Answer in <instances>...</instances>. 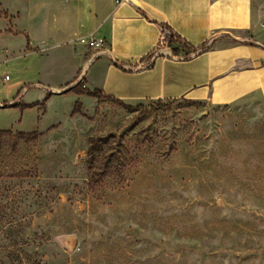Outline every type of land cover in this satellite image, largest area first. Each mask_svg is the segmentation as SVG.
Here are the masks:
<instances>
[{"label":"rangeland","instance_id":"rangeland-1","mask_svg":"<svg viewBox=\"0 0 264 264\" xmlns=\"http://www.w3.org/2000/svg\"><path fill=\"white\" fill-rule=\"evenodd\" d=\"M51 1L0 0V264H264V100L55 90L78 60L40 43ZM92 138L120 160L90 168Z\"/></svg>","mask_w":264,"mask_h":264},{"label":"crops","instance_id":"crops-1","mask_svg":"<svg viewBox=\"0 0 264 264\" xmlns=\"http://www.w3.org/2000/svg\"><path fill=\"white\" fill-rule=\"evenodd\" d=\"M45 8L40 43L49 53L73 44L78 60L65 85H48L55 90L84 81L129 106L264 100V0H53ZM164 28L195 51H160ZM91 34L105 39V50L79 42Z\"/></svg>","mask_w":264,"mask_h":264},{"label":"trees","instance_id":"trees-1","mask_svg":"<svg viewBox=\"0 0 264 264\" xmlns=\"http://www.w3.org/2000/svg\"><path fill=\"white\" fill-rule=\"evenodd\" d=\"M182 44V42L175 36H172L170 38L169 46L172 48L173 53L176 55H179L181 53V49L179 46L174 48L176 43ZM185 45V44H184ZM185 47H188L185 45ZM195 51V50H194ZM77 94H87L89 96L98 97L101 95V91H89L87 89L81 90V91H73ZM1 133H9L8 131L1 132ZM107 143L106 140L103 138H92L90 140L89 146H88V164L90 168L95 167L100 161L101 165L104 167H110V163L112 162H118L120 160V157L117 156V153H110L105 154L104 153V144Z\"/></svg>","mask_w":264,"mask_h":264},{"label":"built area","instance_id":"built-area-1","mask_svg":"<svg viewBox=\"0 0 264 264\" xmlns=\"http://www.w3.org/2000/svg\"><path fill=\"white\" fill-rule=\"evenodd\" d=\"M118 1H122V0H118ZM172 36L174 35L169 28H164L162 30V34L158 43V48L160 51L170 48L169 43H170V38ZM79 42L91 50H95V51L105 50V45H106L105 39L98 38L93 34L80 38ZM8 79H9L8 77L5 78V80Z\"/></svg>","mask_w":264,"mask_h":264}]
</instances>
